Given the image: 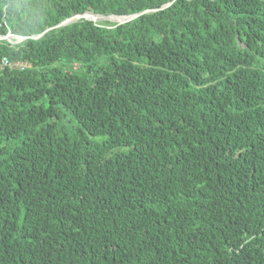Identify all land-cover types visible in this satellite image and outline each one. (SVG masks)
Returning a JSON list of instances; mask_svg holds the SVG:
<instances>
[{
    "label": "trees",
    "instance_id": "1",
    "mask_svg": "<svg viewBox=\"0 0 264 264\" xmlns=\"http://www.w3.org/2000/svg\"><path fill=\"white\" fill-rule=\"evenodd\" d=\"M0 20V264H264V0Z\"/></svg>",
    "mask_w": 264,
    "mask_h": 264
},
{
    "label": "water",
    "instance_id": "2",
    "mask_svg": "<svg viewBox=\"0 0 264 264\" xmlns=\"http://www.w3.org/2000/svg\"><path fill=\"white\" fill-rule=\"evenodd\" d=\"M169 4H170V3H167L166 6L169 5ZM85 13H91V14H94L93 12H90V11H89V12H85ZM85 13H83V14H77V15H81V16H82V15H84ZM141 13H142V12H141ZM141 13L130 14V15H122V16L125 17V19H124L123 21H118L117 24L128 22V21L134 19L135 17H137L138 15H140ZM94 15H95V14H94ZM74 16H76V15H74ZM74 16H72V17H70V18H67L66 20L60 22L57 26H63V25H66V24H68V23H70V22H73V21H72V18H73ZM101 16L104 17V15H101ZM114 16H118V15H114ZM82 18H84V19H89V20H93L94 22H97V19H96V18H91V17H82ZM42 34H43V33H41V34H39V35H35V36H33V37L38 38V37L41 36ZM12 35H14V34H12V33H10V32H8L6 35H0V40H1V39H6V40L10 41V37H11ZM24 38H26V37H23V39H24Z\"/></svg>",
    "mask_w": 264,
    "mask_h": 264
},
{
    "label": "built area",
    "instance_id": "3",
    "mask_svg": "<svg viewBox=\"0 0 264 264\" xmlns=\"http://www.w3.org/2000/svg\"><path fill=\"white\" fill-rule=\"evenodd\" d=\"M4 25H5V21H4V20H0V28H1L2 26H4ZM9 32H10V31H9ZM10 33H11V32H10ZM11 37H12V38H13V37L20 38L19 41H17V42H20V41L23 40V37H21V36L12 35ZM11 37H10V42L14 43V42L11 40ZM25 65H26V63H24V62H19V61H17V62H12V61H10V60L7 59V58H4V59H2V60L0 61V69H1V68H4L5 66L24 67Z\"/></svg>",
    "mask_w": 264,
    "mask_h": 264
},
{
    "label": "bare ground",
    "instance_id": "4",
    "mask_svg": "<svg viewBox=\"0 0 264 264\" xmlns=\"http://www.w3.org/2000/svg\"><path fill=\"white\" fill-rule=\"evenodd\" d=\"M82 16H84V17H93V18H106L105 16L103 17V16H101V15H91V14H89V13H85L84 15H82ZM81 17V15H77V16H74L73 18H72V21H74V20H77V19H79ZM114 18H116V19H120V20H124L125 19V17H114ZM115 20V19H114Z\"/></svg>",
    "mask_w": 264,
    "mask_h": 264
},
{
    "label": "rangeland",
    "instance_id": "5",
    "mask_svg": "<svg viewBox=\"0 0 264 264\" xmlns=\"http://www.w3.org/2000/svg\"><path fill=\"white\" fill-rule=\"evenodd\" d=\"M79 19H81V18H79ZM97 21H99V22H100V21H109V22H111V23H117V22H118V20H116V19L114 20L113 18L110 19V17H108V16H107L106 19H104V18H97ZM19 39H20V38H17V37H13V38L11 37V40H12L14 43H16L17 41H19Z\"/></svg>",
    "mask_w": 264,
    "mask_h": 264
},
{
    "label": "clouds",
    "instance_id": "6",
    "mask_svg": "<svg viewBox=\"0 0 264 264\" xmlns=\"http://www.w3.org/2000/svg\"><path fill=\"white\" fill-rule=\"evenodd\" d=\"M110 16H112V15H110ZM118 23V22H117Z\"/></svg>",
    "mask_w": 264,
    "mask_h": 264
}]
</instances>
